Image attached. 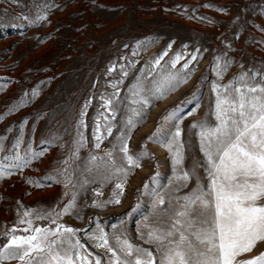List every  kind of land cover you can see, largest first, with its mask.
<instances>
[{"label":"rangeland","instance_id":"374dc122","mask_svg":"<svg viewBox=\"0 0 264 264\" xmlns=\"http://www.w3.org/2000/svg\"><path fill=\"white\" fill-rule=\"evenodd\" d=\"M205 4L211 7L206 8ZM40 16L47 19L40 20ZM166 49L168 54L154 67L151 62ZM177 52L188 55L172 69L169 61ZM194 52L198 60L190 66L195 71L188 82L166 99L155 102L131 135L130 154L145 151L148 158L128 177L121 203L93 207L94 200L111 198L118 180L105 179L108 173L104 164L90 161L89 156L104 157L111 151L117 166L126 163L121 160L119 147L113 146L119 143L117 137L131 115L129 109L137 107L129 102V88L142 71L144 87H152L163 75L180 69ZM217 57L220 64L231 61L219 83L226 85L243 72L256 74L254 83L264 82V0H0V84L7 85L0 91V116L4 117L0 120V137H6L0 159L13 151L17 140L21 141V154L29 144L33 150L48 148L23 173L0 181V246L14 227L17 235H27L21 231L27 224L18 220L25 210L31 209L33 215L25 219H32L33 227L55 228L60 224L77 230L73 242L79 239L83 247L74 250L79 253L78 257L73 256L74 264H95L97 258L101 264H108L110 258L115 262L112 253L96 247L101 242L91 238L99 235L97 225L106 234L109 246L123 259L134 264L137 254L133 251L128 256L121 252L116 237L127 238L134 246L152 252L155 264H159L157 245L146 242L147 234L166 226L162 221L178 206L177 200L184 204L179 198L192 193L197 178L201 186L209 183L199 129L191 125L201 121L217 123L216 95L212 91L217 83ZM113 66L115 70L109 71ZM123 71L128 72L126 77ZM120 80L123 82L118 84L120 96L113 105L117 107L113 120L102 107V97L111 96L117 90L111 85ZM33 89H39L35 99L31 98ZM26 92L29 97L24 106L10 111ZM89 100L84 117L86 128L80 129L86 144L78 157L65 166L62 162L74 151L79 113ZM190 112L194 114L189 115ZM104 115L109 116L108 121ZM25 120L27 124L21 129ZM109 122L113 126L110 136L104 127ZM98 123V134L106 138L97 149L93 133ZM177 126L181 129L179 140L184 144L180 167L190 170L197 165L193 178L182 188L177 187L181 182L176 180L172 154L162 146L171 141ZM154 133L156 138L149 140ZM42 140L51 143L41 145ZM112 162L108 160L109 164ZM59 167L72 172L76 188L69 185L66 189L63 184L53 183L37 189L26 182L27 178L43 180ZM85 180L88 183L80 188L79 183ZM97 190L102 194L95 195ZM73 191L76 208L60 216L56 224L52 223V216L34 218L36 213L54 216L60 212L71 201ZM157 194L165 198V204L160 206L163 212L154 210ZM258 203L264 204V200ZM261 252L264 242L238 260ZM0 264L21 261L4 260Z\"/></svg>","mask_w":264,"mask_h":264},{"label":"snow or ice","instance_id":"6c2138e0","mask_svg":"<svg viewBox=\"0 0 264 264\" xmlns=\"http://www.w3.org/2000/svg\"><path fill=\"white\" fill-rule=\"evenodd\" d=\"M204 7L208 8L211 5L205 4ZM38 19L45 20L47 17L40 16ZM197 19L207 18L197 17ZM170 48L171 44L168 45V49ZM168 49L151 62L154 67L160 65V61L168 54ZM199 51L196 49V52ZM196 52L191 54V59L180 69L163 75L162 80L154 82L152 87H144L141 79L142 71L141 76H138L136 82L129 88V102L137 107L129 109L131 115L124 121L123 130L117 137L119 143L113 146L119 147V151L123 153L121 160L126 163L117 166L111 151L104 157L89 156L90 161H100L104 164L105 172L108 173L105 179L116 177L118 180L111 198L103 202L94 200L93 207L121 203L128 177L133 174L134 169L141 167L144 159L148 158L145 151L135 156L130 154L128 142L131 140V135L144 122L147 110L153 107L155 102L166 99L188 82L195 71V69L190 70V66L198 60ZM187 55V53L177 52L169 61L171 68L175 69ZM199 59H202V56ZM215 61L217 83L212 91L216 95L217 123L209 125L207 121H201L191 125L192 128L199 129L200 151L205 157L204 166L209 183L201 186L197 178V186L192 193L179 198L184 201V204L180 205L177 200L178 206L174 207L167 219L162 221L166 226L155 228L147 234L146 242L157 245V252L160 253L159 264H264V252L250 259L238 260V257L251 253L258 243L264 242V204L258 203L264 200V82L254 83L256 74L250 75L248 72H243L228 84H221L219 81L223 80L224 73L231 66V61L220 64L219 57L215 58ZM114 70V66L109 69V71ZM127 75L128 72L123 71V76ZM122 82L120 80L111 85L117 89L111 96L102 97L104 101L102 107L108 110L113 120L117 112V107L113 105L119 99L118 84ZM6 86L0 84V91ZM38 95L39 89H33L31 98L35 99ZM28 97L29 93H24L19 104L14 105L10 111L24 106ZM90 104L91 100L85 103L79 113L80 120L76 126L77 138L74 141V151L62 162L65 166L73 157H78L80 148L86 144L80 129L86 128L84 117L87 115ZM192 114L194 112L189 113V115ZM3 118L0 116V120ZM104 119L108 121L109 116L104 115ZM23 124H27V121L22 122L21 129ZM104 127L107 135L110 136L113 127L111 123H107ZM99 130L98 123L93 133L97 141L95 144L97 149L106 138L98 134ZM180 136L181 129L177 126L171 141L162 145L172 154L173 168L177 173L176 180L181 182L177 185L178 188L187 186L197 166L194 164L190 170H183L180 167L184 160V144L179 140ZM155 138L154 133L148 139ZM4 139L6 137H0V152L4 151ZM20 143L21 141L17 140L12 146L13 151L0 159V181L10 178L17 172L23 173L24 169L31 167L48 151L47 147L33 150L29 144L21 154L18 150ZM45 143L50 144L51 141H41V145ZM108 160L113 162L109 164ZM88 171L91 172L92 169L89 168ZM72 175L67 167H59L47 174L43 180L27 178L26 182L37 189L51 187L53 183L63 184L66 189L69 185L76 188L77 184H73ZM86 183H88L87 180L79 183V187L83 188ZM67 194L66 192L65 195ZM101 194L99 190L95 192L97 196ZM164 204V196L157 194L154 210L163 212L164 209L160 206ZM169 207H172L171 201H169ZM75 208L76 192L73 191L71 201L60 212L55 213L54 216L52 213H36L34 218L39 220L52 216V223L56 224L60 216L70 214ZM32 215L33 210H25L18 220L20 224H27V227L21 230L27 235H17L15 227L9 230L6 243L0 246V262L15 259L21 261V264H74L73 256H79V253L74 250L83 247L79 239L73 242L72 238L77 230L60 224H57L55 228L33 227V220L25 219ZM97 228L99 235L91 237L101 242L96 247L107 248L112 253V257H115V262L110 258L108 264H133L132 260H125L117 255V252L109 246L103 229L99 225ZM115 239L120 245L121 252L128 256H131L133 251L137 254L134 264H155L152 252L134 246L127 238L121 240L116 237ZM95 264H101L99 258L95 260Z\"/></svg>","mask_w":264,"mask_h":264},{"label":"bare ground","instance_id":"6f19581e","mask_svg":"<svg viewBox=\"0 0 264 264\" xmlns=\"http://www.w3.org/2000/svg\"><path fill=\"white\" fill-rule=\"evenodd\" d=\"M56 187V186H55Z\"/></svg>","mask_w":264,"mask_h":264}]
</instances>
